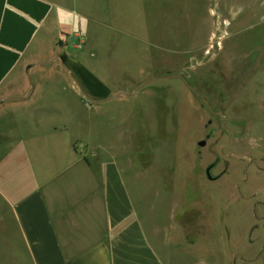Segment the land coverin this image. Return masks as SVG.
<instances>
[{
    "label": "rangeland",
    "instance_id": "rangeland-1",
    "mask_svg": "<svg viewBox=\"0 0 264 264\" xmlns=\"http://www.w3.org/2000/svg\"><path fill=\"white\" fill-rule=\"evenodd\" d=\"M103 1L86 33L45 38L26 110L66 131L38 148L65 163L75 140L117 165L143 231L172 235L155 236L167 264H264V0ZM17 111V129L0 119L2 176L29 155Z\"/></svg>",
    "mask_w": 264,
    "mask_h": 264
},
{
    "label": "crops",
    "instance_id": "crops-1",
    "mask_svg": "<svg viewBox=\"0 0 264 264\" xmlns=\"http://www.w3.org/2000/svg\"><path fill=\"white\" fill-rule=\"evenodd\" d=\"M97 1L105 2L0 0V119L17 129L14 117L24 109L29 119L21 120L25 137L19 152L31 149L26 158L8 157L0 175V264H167L164 248L163 255L157 252L155 236L162 228L149 224L148 234L143 231L117 165L101 156H79L75 140L65 163L44 152L38 148L42 134L66 128L51 124L44 131L42 120L32 118L38 111L26 110L38 100L29 92V76L55 52L54 39L45 38L59 28L86 33L97 23L89 16L101 10Z\"/></svg>",
    "mask_w": 264,
    "mask_h": 264
},
{
    "label": "water",
    "instance_id": "water-1",
    "mask_svg": "<svg viewBox=\"0 0 264 264\" xmlns=\"http://www.w3.org/2000/svg\"><path fill=\"white\" fill-rule=\"evenodd\" d=\"M200 145H202V144H200ZM207 176L209 177V170H207Z\"/></svg>",
    "mask_w": 264,
    "mask_h": 264
}]
</instances>
